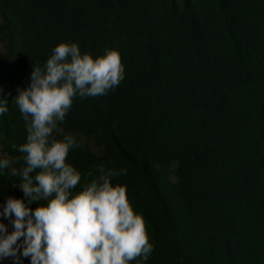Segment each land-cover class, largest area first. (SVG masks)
<instances>
[{"label": "trees", "instance_id": "16d2710c", "mask_svg": "<svg viewBox=\"0 0 264 264\" xmlns=\"http://www.w3.org/2000/svg\"><path fill=\"white\" fill-rule=\"evenodd\" d=\"M0 18V158L23 155L14 97L54 47L119 49L125 79L59 124L79 144L74 192L101 166L126 170L113 184L144 216L146 264H264V0H0ZM18 184L0 174V205Z\"/></svg>", "mask_w": 264, "mask_h": 264}, {"label": "clouds", "instance_id": "9594fccd", "mask_svg": "<svg viewBox=\"0 0 264 264\" xmlns=\"http://www.w3.org/2000/svg\"><path fill=\"white\" fill-rule=\"evenodd\" d=\"M30 79L14 97L27 135L12 148L23 155L0 158V174L10 168L23 192L0 205V264H146L154 245L144 216L129 202L126 186L113 184L126 170L101 166L99 176L89 172L90 181L74 192L82 175L67 156L79 144L72 134L57 135L75 98L107 95L125 79L119 49L94 57L62 42ZM7 112L8 99L0 96V116ZM20 160L23 167H11Z\"/></svg>", "mask_w": 264, "mask_h": 264}, {"label": "rangeland", "instance_id": "374dc122", "mask_svg": "<svg viewBox=\"0 0 264 264\" xmlns=\"http://www.w3.org/2000/svg\"><path fill=\"white\" fill-rule=\"evenodd\" d=\"M0 22H1V18H0ZM0 49H1V46H0Z\"/></svg>", "mask_w": 264, "mask_h": 264}]
</instances>
